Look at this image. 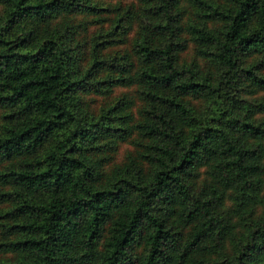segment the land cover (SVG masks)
<instances>
[{"label": "trees", "instance_id": "16d2710c", "mask_svg": "<svg viewBox=\"0 0 264 264\" xmlns=\"http://www.w3.org/2000/svg\"><path fill=\"white\" fill-rule=\"evenodd\" d=\"M137 1L128 49L106 55L132 26L76 18L96 3L0 0V264H264V100L248 97L264 90V0H193L185 25L180 0ZM185 31L207 68L178 61ZM114 84L136 85L135 121L124 96L84 107ZM134 131L137 154L102 177V151Z\"/></svg>", "mask_w": 264, "mask_h": 264}, {"label": "rangeland", "instance_id": "374dc122", "mask_svg": "<svg viewBox=\"0 0 264 264\" xmlns=\"http://www.w3.org/2000/svg\"><path fill=\"white\" fill-rule=\"evenodd\" d=\"M90 2L96 3L99 10L97 12H90L88 10L79 11L75 15L76 18L80 21H87V24L91 26H93L92 21L96 16L110 17L108 22H110L112 26L114 24H124V26H132L129 30L126 31V41L122 44L111 45L109 47V50H106L105 53L106 55L110 53H117L118 55L120 51L128 49L130 38L136 28V14L138 12L137 9L140 3L137 0H90ZM178 8L181 10V20L184 25L192 23L194 20H197V4L193 0H180ZM207 24L209 27H213L215 25H220L221 22L214 21L208 22ZM89 25H86V29L80 32L79 37L74 42L75 47L78 49L76 53L77 67L82 70H84V68L88 65L89 61L91 60V50L89 48V38L91 37L89 36L92 33V27ZM38 27L40 28L42 27V25H39ZM183 35L187 40L185 43V47L177 53L178 61L182 63L188 62L191 59H195L201 68H207L208 65L205 62V59H203L197 52V43L195 42V40L186 31ZM106 72V69H100L95 75V77H103ZM136 88L137 87L134 84H114L105 93H98L92 90H86L81 91L80 94L84 102V107L94 113H97L101 108L106 107L110 103L116 101L121 96L129 98L130 104L127 108L124 109L123 112H131L132 117L129 119V123H131L138 118V109L142 103L141 100L137 97ZM248 97L255 101L264 100V90L258 89L253 93L249 94ZM190 101L198 108H201V100L190 98ZM2 112L3 109H0V115ZM1 121L2 119L0 116V125ZM140 138L142 137H140L139 134L134 131L130 137H127V139L123 141L117 140L116 146L114 148L102 151V154L107 157L104 161L103 166L101 167L102 177L107 176L114 165L127 162L129 156L137 154L138 148L140 147L138 143V140ZM195 180L196 184H200L205 181L208 182L210 180L207 174L206 165L198 167V174ZM231 204L232 201L229 197V192H227L221 210L226 211L228 208L231 207ZM142 250L143 242L140 241V243L137 244L133 250L137 259L141 255ZM128 264H131V262H129Z\"/></svg>", "mask_w": 264, "mask_h": 264}]
</instances>
